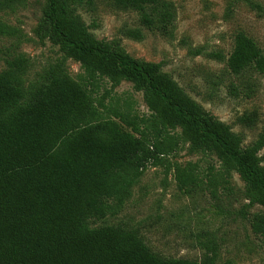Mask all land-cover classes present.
Listing matches in <instances>:
<instances>
[{
  "label": "trees",
  "instance_id": "obj_1",
  "mask_svg": "<svg viewBox=\"0 0 264 264\" xmlns=\"http://www.w3.org/2000/svg\"><path fill=\"white\" fill-rule=\"evenodd\" d=\"M20 1L0 0V11ZM94 1L46 0L44 11L50 40L65 56L80 61V80L55 64L25 85L22 59L9 61L0 71V264H215L213 244L199 261L163 257L134 229L90 225L121 208L149 164H162L186 143L191 153L215 155L221 178L232 171L240 175L248 200L244 207L261 206L249 223L264 241V132L243 146L241 135L206 115L160 70L161 63L140 62L112 43L96 40L73 9L92 7ZM110 1L137 11L148 28H165L173 19L165 0ZM10 30L0 18V34ZM123 33L134 39L143 35L140 28ZM226 65L234 74L251 66L264 75V53L240 31ZM103 77L132 80L143 89L150 113L140 117L98 102L93 94ZM195 166L175 165L180 186L195 181ZM245 208L237 211L242 217H248Z\"/></svg>",
  "mask_w": 264,
  "mask_h": 264
},
{
  "label": "rangeland",
  "instance_id": "obj_2",
  "mask_svg": "<svg viewBox=\"0 0 264 264\" xmlns=\"http://www.w3.org/2000/svg\"><path fill=\"white\" fill-rule=\"evenodd\" d=\"M165 1L173 13L165 28L143 26L137 11L110 0H95L92 7L73 5V9L96 40L110 42L140 62L161 63L160 70L198 102L206 115L228 124L241 135L243 146L252 144L264 132V75L251 66L234 74L226 60L240 31L264 53V0ZM45 6L46 0H22L0 11V18L11 27L7 34H0V71L9 61L22 59L25 85L55 64L80 80L84 73L80 61L65 56L49 38ZM126 28H140L142 38L125 36ZM97 84L93 95L98 102L140 117L150 113L143 89H137L132 80L123 77L115 82L103 77ZM260 154L264 164V147ZM187 162L195 163L196 179L180 186L175 165ZM218 169L215 155L191 153L186 143L162 164H149L121 208L90 225L121 224L134 229L151 251L163 257L199 261L207 245L213 244L215 264H264V241L249 223L251 213L261 206L245 208L248 200L240 175L232 171L221 178ZM241 208L248 217L237 212Z\"/></svg>",
  "mask_w": 264,
  "mask_h": 264
}]
</instances>
